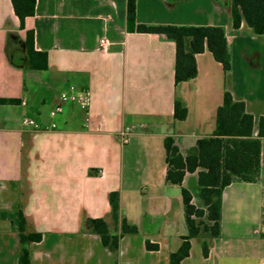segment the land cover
<instances>
[{
  "label": "crops",
  "instance_id": "obj_1",
  "mask_svg": "<svg viewBox=\"0 0 264 264\" xmlns=\"http://www.w3.org/2000/svg\"><path fill=\"white\" fill-rule=\"evenodd\" d=\"M136 22L223 27L231 70L205 51L197 76L176 84L175 43L129 32L127 0H37L24 30L12 1L0 0V100L15 102L0 104V264H18L20 213L43 236L29 246L31 264H169L188 230L182 188L166 183L165 138L176 137L185 154L212 136L226 92L245 103L257 135L264 36L245 23L233 28L231 0H137ZM27 31L34 51L47 54L46 70L29 65ZM78 91L91 93L88 113L67 103L52 116L63 94ZM176 102L187 110L183 121ZM112 192L120 194L118 229L124 218L137 228L121 238L117 257L83 230L91 218L115 231ZM183 264H264V138L259 180L224 189L221 235L191 240Z\"/></svg>",
  "mask_w": 264,
  "mask_h": 264
},
{
  "label": "trees",
  "instance_id": "obj_2",
  "mask_svg": "<svg viewBox=\"0 0 264 264\" xmlns=\"http://www.w3.org/2000/svg\"><path fill=\"white\" fill-rule=\"evenodd\" d=\"M21 30L25 20L36 12L37 0H11ZM231 17L234 29L245 23L258 36H264V0H231ZM137 0H127V29L129 32L148 33L164 36L175 43V83L187 82L197 74L198 54L209 51L221 63L224 71L231 70V54L225 29L215 26H175L137 24ZM25 43L29 65L33 70H46V53L34 51V33L26 32ZM10 103H15L9 101ZM0 100V104L9 103ZM175 119L183 121L187 110L180 102L175 103ZM264 138V117L258 122L254 134L253 116L247 113L244 102L235 101L226 92L222 106L217 111L216 130L210 137L198 139L185 154L181 152L179 140L168 136L164 140L166 183L182 188L184 216L188 234L182 237L180 248L170 255L169 264H183L190 256L191 240L218 238L221 235L222 195L224 189L236 182L255 183L261 173V139ZM187 175L197 177L196 195L203 205L193 204V194L183 187ZM110 218L115 225L112 232L106 219L84 221L87 234L97 235L104 248L117 257L120 240L124 235L136 234L137 228L121 217L120 194L109 195ZM119 231V232H118ZM18 264H31L29 246L42 240V234L30 230L22 213L19 215ZM156 245L147 243V249L157 250ZM203 256H208V244L202 243Z\"/></svg>",
  "mask_w": 264,
  "mask_h": 264
},
{
  "label": "built area",
  "instance_id": "obj_3",
  "mask_svg": "<svg viewBox=\"0 0 264 264\" xmlns=\"http://www.w3.org/2000/svg\"><path fill=\"white\" fill-rule=\"evenodd\" d=\"M102 45H105V41L101 42ZM92 96L89 91H78L75 93H65L60 98V105H58L54 111L52 112V116L59 114L62 111V106L67 103H77L80 107L86 112H89L91 106ZM23 125L32 127L34 129L38 128V124L29 118H24L22 121ZM131 129L126 128L120 134V140L123 144H127L129 142V137L131 134Z\"/></svg>",
  "mask_w": 264,
  "mask_h": 264
},
{
  "label": "rangeland",
  "instance_id": "obj_4",
  "mask_svg": "<svg viewBox=\"0 0 264 264\" xmlns=\"http://www.w3.org/2000/svg\"><path fill=\"white\" fill-rule=\"evenodd\" d=\"M183 17V16H182ZM183 187L190 190L194 196L193 198V204L200 207L203 205L202 201L199 199V197L196 195V189H197V177L194 176H189L188 178H186V180L184 181ZM197 243V242H196ZM198 245V244H196ZM198 247V246H196Z\"/></svg>",
  "mask_w": 264,
  "mask_h": 264
}]
</instances>
